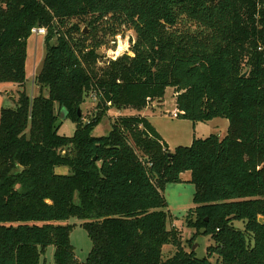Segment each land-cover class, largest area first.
Here are the masks:
<instances>
[{"label":"trees","instance_id":"16d2710c","mask_svg":"<svg viewBox=\"0 0 264 264\" xmlns=\"http://www.w3.org/2000/svg\"><path fill=\"white\" fill-rule=\"evenodd\" d=\"M38 27L46 57L30 97ZM125 29L133 55L100 65L98 50ZM0 82L20 87L0 119V264H40L51 245L56 264H264V0H0ZM169 87L179 118H226V135L171 150L141 114L92 135L112 108L143 109ZM87 97L90 118L79 114ZM63 109L72 136L60 133ZM187 171L196 191L185 222L215 242L203 258L167 224L162 192ZM71 217L92 240L83 262L61 223Z\"/></svg>","mask_w":264,"mask_h":264},{"label":"rangeland","instance_id":"374dc122","mask_svg":"<svg viewBox=\"0 0 264 264\" xmlns=\"http://www.w3.org/2000/svg\"><path fill=\"white\" fill-rule=\"evenodd\" d=\"M84 31L90 32L87 26L84 27ZM44 37L32 34L27 41L25 91L30 97L38 96L41 92L39 86L35 84V77L41 71L46 57ZM135 38V32L130 29H125L116 38H110V41L98 50L99 54L102 55L100 65L105 64L110 59H116L125 53L133 55L131 46ZM18 89L20 87L17 83L0 82V119L3 108H15ZM46 92L47 90L42 91V93ZM95 105L96 100L92 97H87L86 103L81 108L82 114L90 118L96 111ZM175 111H177L175 92L173 88L169 87L162 101H154L143 109L127 108L118 110L112 108L109 110L108 116L93 130L92 135L96 137L106 135L111 130L113 118L119 115L135 114L147 116L172 149L179 145L189 146L194 137L206 138L211 134H218L223 137L227 133L229 120L226 118H214L210 121L195 124L190 120L174 117L172 114ZM61 121L60 133L72 136L76 131V124L66 118H61ZM65 171H68L66 167L58 168V172ZM191 177L192 174L190 171L185 172L182 176V183H170L162 193L170 214L167 223L168 227H175L180 231L182 246L185 250L188 252L194 250L198 257L203 258L208 255L207 248L214 245L215 242L212 236L205 235L196 228L188 227L185 222L187 212L190 208L194 207L193 197L196 187L189 182ZM61 223L73 225L70 232V242L74 247L76 258L80 262L85 261L93 244L87 230L82 226L83 221L77 217H71ZM234 225L241 229L245 228V223L242 221H236ZM194 247L195 249H193ZM175 250L176 248L174 246L166 245L164 248V257L168 258L172 256ZM216 260L217 256L212 257L214 263ZM40 264H56L55 247L53 245L48 246L46 251L41 255Z\"/></svg>","mask_w":264,"mask_h":264},{"label":"built area","instance_id":"2783aa9c","mask_svg":"<svg viewBox=\"0 0 264 264\" xmlns=\"http://www.w3.org/2000/svg\"><path fill=\"white\" fill-rule=\"evenodd\" d=\"M46 28L44 27H38L32 29V34H36L37 36H45L46 35ZM174 117H178V111H175L172 114Z\"/></svg>","mask_w":264,"mask_h":264},{"label":"water","instance_id":"95a60500","mask_svg":"<svg viewBox=\"0 0 264 264\" xmlns=\"http://www.w3.org/2000/svg\"><path fill=\"white\" fill-rule=\"evenodd\" d=\"M85 32H86V31H85ZM158 101H162V99H160V100H158ZM79 114H81V108L79 109ZM61 116H62V118H64V119L67 117V111H66L65 109L62 110ZM259 221H260L261 223H264V219H263L262 217L259 219ZM193 249H195V247H194Z\"/></svg>","mask_w":264,"mask_h":264},{"label":"crops","instance_id":"0c3cea01","mask_svg":"<svg viewBox=\"0 0 264 264\" xmlns=\"http://www.w3.org/2000/svg\"><path fill=\"white\" fill-rule=\"evenodd\" d=\"M228 123H229V121H228ZM228 127H229V125H228ZM227 131H228V130H227ZM225 135H226V134H225ZM225 135H224V136H225ZM170 149L173 150L174 148L172 149V148L170 147ZM184 173H185V172H184ZM184 173L182 174V176L184 175ZM186 179H188V178H186ZM189 180H190V178H189Z\"/></svg>","mask_w":264,"mask_h":264}]
</instances>
